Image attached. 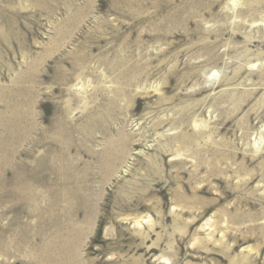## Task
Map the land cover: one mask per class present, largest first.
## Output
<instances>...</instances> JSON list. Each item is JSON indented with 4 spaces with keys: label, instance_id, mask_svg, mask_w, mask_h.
<instances>
[{
    "label": "rangeland",
    "instance_id": "1",
    "mask_svg": "<svg viewBox=\"0 0 264 264\" xmlns=\"http://www.w3.org/2000/svg\"><path fill=\"white\" fill-rule=\"evenodd\" d=\"M260 223L264 0H0V264H264Z\"/></svg>",
    "mask_w": 264,
    "mask_h": 264
},
{
    "label": "bare ground",
    "instance_id": "2",
    "mask_svg": "<svg viewBox=\"0 0 264 264\" xmlns=\"http://www.w3.org/2000/svg\"><path fill=\"white\" fill-rule=\"evenodd\" d=\"M38 175H36V174H31V177L32 178H36ZM26 177V176H25ZM25 192V190L23 191V193ZM28 194H29V191L28 192H26L25 193V197H28ZM222 196V195H221ZM220 198V197H219ZM251 200V199H250ZM217 202V201H216ZM246 201H244V203H245ZM264 224V223H263ZM256 225V224H255ZM260 226L258 227V229H256V230H258L259 232L261 231V232H263L264 231V225H262L261 223L259 224ZM242 229V228H241ZM246 229V228H245ZM254 230V229H253ZM246 231V230H245ZM244 231V232H245ZM249 232V231H248ZM258 232V233H259ZM230 234H232V233H230ZM238 234V233H237ZM241 234V233H240ZM253 234V233H252ZM257 234V233H256ZM243 235V234H242ZM233 236V235H232ZM252 236V235H251ZM230 237V236H229ZM234 237H235V235H234ZM249 237V236H248ZM247 237V235H246V237H244V238H238L237 236H236V241H235V243H237V242H239L240 240H242V241H244V239H246V238H248ZM250 238V237H249ZM252 238H253V236H252ZM256 238V237H255ZM251 239V238H250ZM254 240V239H253ZM263 243H264V241H263ZM18 245V244H17ZM262 245V244H261ZM261 249V248H260ZM262 251V250H261ZM220 258V257H219ZM252 257H249V256H247V258H245L244 260H242V262H241V264H247L249 261H250V259H251ZM221 260H222V258H220Z\"/></svg>",
    "mask_w": 264,
    "mask_h": 264
}]
</instances>
